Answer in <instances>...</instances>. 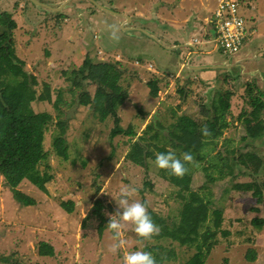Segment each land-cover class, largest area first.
<instances>
[{"label": "rangeland", "instance_id": "1", "mask_svg": "<svg viewBox=\"0 0 264 264\" xmlns=\"http://www.w3.org/2000/svg\"><path fill=\"white\" fill-rule=\"evenodd\" d=\"M36 1L40 4L33 0H0V16L8 13L15 24L9 31L13 51L24 63L22 69L37 77L38 85L33 89L41 95L46 85L51 87L50 101H35L32 105L36 112L52 115L45 148L50 151L48 163L53 176L46 184V192L28 180L23 181L17 190L37 203L22 206L0 174V264H149L154 254L147 247L154 245H165L173 252L163 264L187 261L195 252L194 245L158 242L152 236L157 228L137 223L145 215L143 200L169 219L180 234L198 238L205 226L212 223L213 212L222 209L224 228L231 233L228 240L221 239L206 264H264V223L261 229L253 225L254 220H264V191L245 193L233 189L235 183L264 181V140L254 141L262 160L244 150L252 140H242L248 131L261 133L262 124L239 119L244 109H251L248 85L254 84L258 92L264 93V53H256L264 49V35L260 26L248 19L256 12L252 6H264V0H242L241 13L246 19L248 36L234 54L223 50L217 42L214 20L219 0H204L205 9L199 5L203 0ZM181 5L183 12H178ZM216 7L213 19L207 21ZM260 24L264 28V20ZM4 29L8 27L0 23V33ZM196 31L202 32L195 36ZM197 37L204 58H193L187 45L197 43ZM86 61L89 65L108 63L115 67L106 90L111 93L115 85H120L127 93L117 113L121 125L133 127L139 136L150 124L169 136V129L179 124L184 115L200 123L224 115L228 125L223 127V121L218 122L217 146L207 148L210 155L206 158L211 161V156L221 151L232 161L230 151L238 149L234 156H242L238 157L236 175L210 184L211 192L200 191L206 181L203 169L209 162L192 161L195 191L180 198L178 188L161 175L154 160L148 170L133 164L127 158L130 137H113L115 117L109 115L101 121L92 103L100 83L89 77L88 66L82 74ZM204 65L226 67L203 71L193 68ZM72 76L80 80L81 89L72 86ZM152 80L158 82L156 96L149 86ZM84 92L91 98L87 105L80 102ZM221 94L229 109L216 112L214 105L220 108ZM59 95L62 101L56 107ZM61 119L68 121L64 137L70 160H64L53 149ZM166 148L174 150L170 145ZM155 154L162 158L158 150ZM171 157L172 161L165 162L175 166L177 160ZM99 200L106 206V218L111 220L104 223L102 236L98 230L100 220L93 214ZM69 201L75 203L73 213L61 205ZM142 223L147 225L146 221ZM44 242L54 246V256L39 257ZM251 249L257 254L255 261L247 259Z\"/></svg>", "mask_w": 264, "mask_h": 264}, {"label": "trees", "instance_id": "2", "mask_svg": "<svg viewBox=\"0 0 264 264\" xmlns=\"http://www.w3.org/2000/svg\"><path fill=\"white\" fill-rule=\"evenodd\" d=\"M0 23L8 27L0 33V174L4 177L6 183L14 193L15 199L22 206H31L37 203L21 191L17 187L28 180L41 191L46 192V184L52 179L51 167L48 163L50 151L45 148L46 134L51 124L52 115L46 112H36L33 107V102H43L51 100V87L45 86V90L41 95L33 89L38 85V79L35 75L27 74L22 69V61L14 54L12 40L9 36V31L14 29L15 24L8 13L0 16ZM16 59L21 64H16ZM87 66L90 70V75L94 81L100 83V89L97 92L92 103L98 113L100 120L104 121L109 115L115 117V127L112 130V136L127 135L132 141L131 149L127 158L135 165L146 167L149 169L150 162L154 160L161 169V175L166 178L177 190V196L184 198L185 193H191L193 189L194 170L191 168L192 161L205 162L208 161L206 156L210 155L206 150L210 145L216 149V138L218 135V122L223 121V127L228 124L225 121L224 115L214 121L206 120L204 123L193 119L190 116L184 115L179 119V124L172 125L169 129V136H164L161 131H156L154 125L143 132V135H138L133 127L125 128L121 125V119L118 116L117 108L126 98V92L120 85H115L110 93L106 90L114 76L115 67L112 64L100 63L97 65H89L88 61L81 69L84 74V68ZM87 78V77H86ZM117 77L115 78L116 81ZM72 86L76 88L82 87V83L77 77H70ZM152 88V94L157 95L159 86L157 80L149 82ZM248 105L250 110L244 109L239 116L240 120L257 121L262 124L261 133L254 134L248 131L243 136V141L251 139L250 144L247 142L244 150H248L247 154L261 155L257 152L254 141L257 139L264 140V93L256 89L254 84H249L247 87ZM224 96L219 97L220 108L214 105L217 111L229 109V104L223 100ZM62 101V95H59L55 106L59 107ZM81 104L87 105L91 102L88 93H83ZM226 105V106H225ZM67 120H60L57 123L59 130L54 136L53 149L57 155L64 160H70V150L65 136ZM248 123V122H247ZM156 132H153L152 130ZM164 143V146H160ZM166 145L172 146L173 151H169ZM213 149V148H211ZM158 150L162 158H158L155 154ZM238 149H233L230 153L233 154L231 161L229 156H225L221 151L211 156V161L207 167H204L205 183L200 187V191L206 190L211 192L210 184L216 183L218 180H223L228 176L236 175V167L240 154L234 156ZM175 153V154H172ZM246 154V153H245ZM173 155L177 160V164H166L165 161H172ZM240 155V156H239ZM231 157V158H232ZM166 164V165H165ZM264 164V160H263ZM41 166H44L41 169ZM169 166V167H168ZM239 167V164H238ZM242 172L239 170L238 174ZM151 186V183H147ZM233 189L242 192L264 191V181L252 180L245 183H235ZM61 205L68 213L74 212L75 203L73 201L61 202ZM142 206L145 215L142 216L137 223L147 228H157L152 236L160 241L178 242L181 245H194L195 252L190 258L181 264H206L207 259L213 253V250L220 244L221 239H229L230 231L224 228L223 210L217 208L213 212L212 223L205 226V229L198 236L190 234L182 235L178 232L177 227L166 217L153 211L146 200H143ZM108 208H110L108 206ZM106 206L99 200L94 206L93 214L98 217L100 224L98 227L99 233L102 236L105 229L106 221H111L106 218L104 213ZM254 211L258 212L259 208L255 207ZM142 221H146L144 225ZM264 220H254L253 225L261 229ZM112 230L113 227H112ZM117 235V233H115ZM150 254L153 253L149 264H163L169 260L172 251H169L165 245H154L147 247ZM159 249V251H157ZM165 252H167L165 254ZM40 255L52 257L55 254V248L49 243H41ZM247 259L255 261L257 254L254 249L248 251Z\"/></svg>", "mask_w": 264, "mask_h": 264}, {"label": "built area", "instance_id": "3", "mask_svg": "<svg viewBox=\"0 0 264 264\" xmlns=\"http://www.w3.org/2000/svg\"><path fill=\"white\" fill-rule=\"evenodd\" d=\"M241 8L242 0H220L219 8L215 12L217 42L230 54L237 53L248 36L246 19L241 14Z\"/></svg>", "mask_w": 264, "mask_h": 264}, {"label": "crops", "instance_id": "4", "mask_svg": "<svg viewBox=\"0 0 264 264\" xmlns=\"http://www.w3.org/2000/svg\"><path fill=\"white\" fill-rule=\"evenodd\" d=\"M220 1V0H219ZM252 4H253V1H252ZM199 5L201 6V8L202 9H205L206 8V5H205V2H204V0L203 1H201V3H199ZM183 8V5H181V7H179V10H178V12L180 11V12H183V10L181 11V9ZM216 9H217V7L216 8H214V10L212 11V13L209 15V17H208V20L207 21H210L212 18H213V14H214V12L216 11ZM252 9H254V11H256L255 12V14L254 15H251L248 19H249V21H251V19H252V21L250 22V23H253V21H254V23L253 24H255L256 26L258 25V26H260V30L262 31V33H263V35H264V28L261 26V24H260V22L262 21V20H264V6H261V4L259 3V5L256 7L255 5H253L252 6ZM207 10H210V9H207ZM258 13H260L261 14V17H260V15L258 14ZM184 14H186V13H182V15H184ZM242 14V13H241ZM184 18V17H183ZM259 19H261L260 20V22H258V20ZM187 21H188V18L186 19ZM249 21H247V22H249ZM200 32H202V31H196V33H194L195 34V36H197V35H199V33ZM191 35L193 36V34L191 33L190 34V37H191ZM199 37H197L196 39L198 40L197 41V43H194V44H191L190 42L187 44L188 46H189V48H191L192 49V52L194 53V56H193V58L194 57H196V55L198 56V59L199 58H201V57H203V51L201 52V48H199L197 45H199L200 44V39H198ZM189 39H191V38H189ZM188 39V40H189ZM189 41H191V40H189ZM184 43H186L185 41H183ZM193 42V41H192ZM217 44V43H216ZM192 45V46H191ZM193 46L194 47H196V49L195 48H193ZM202 48H207V47H202ZM200 50V51H199ZM262 52V53H264V49L263 50H258V51H256V53L257 52ZM255 53V54H256ZM208 54H209V51H208ZM259 54H261V53H259ZM256 56V55H255ZM204 58V57H203ZM202 58V59H203ZM188 63L190 64V63H192V61L191 60H189L188 61ZM188 63H187V65H188ZM184 64V63H183ZM205 66V65H204ZM203 71V70H202ZM263 77L264 76H262V79H263ZM38 255H39V257H48V256H42V255H40V253L38 252Z\"/></svg>", "mask_w": 264, "mask_h": 264}, {"label": "water", "instance_id": "5", "mask_svg": "<svg viewBox=\"0 0 264 264\" xmlns=\"http://www.w3.org/2000/svg\"><path fill=\"white\" fill-rule=\"evenodd\" d=\"M35 3H37V4H40L38 1H36V0H33ZM92 1H94V2H96L97 3V1H95V0H92ZM104 10H106V11H109V12H112V13H115L113 10H111V9H109V8H107V7H104L103 5H101V4H99ZM116 14V13H115ZM128 19H131L130 17H128ZM144 33H146V35H151V34H149L148 32H146V31H144ZM152 36V35H151ZM153 38H155V36H152ZM192 46V45H191ZM193 48H195L196 49V47H194L193 46ZM190 66V65H189ZM226 66L225 65H217V66H214V65H205V66H200V67H193L194 69H196V70H200V71H202V70H210V69H223V68H225Z\"/></svg>", "mask_w": 264, "mask_h": 264}, {"label": "flooded vegetation", "instance_id": "6", "mask_svg": "<svg viewBox=\"0 0 264 264\" xmlns=\"http://www.w3.org/2000/svg\"><path fill=\"white\" fill-rule=\"evenodd\" d=\"M57 8H55V10H56Z\"/></svg>", "mask_w": 264, "mask_h": 264}]
</instances>
